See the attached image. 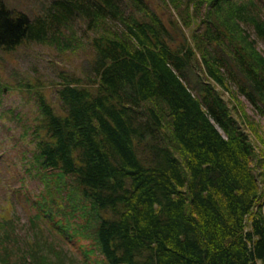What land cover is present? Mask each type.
I'll return each mask as SVG.
<instances>
[{"label": "trees", "instance_id": "16d2710c", "mask_svg": "<svg viewBox=\"0 0 264 264\" xmlns=\"http://www.w3.org/2000/svg\"><path fill=\"white\" fill-rule=\"evenodd\" d=\"M159 1L54 0L33 20L0 3V52L85 56L54 102L14 86L36 107L17 150L36 187L27 226L0 213V264H264V133L245 107L264 120V0Z\"/></svg>", "mask_w": 264, "mask_h": 264}, {"label": "rangeland", "instance_id": "374dc122", "mask_svg": "<svg viewBox=\"0 0 264 264\" xmlns=\"http://www.w3.org/2000/svg\"><path fill=\"white\" fill-rule=\"evenodd\" d=\"M53 1L0 0V3H3L9 10L21 12L33 20L43 16L46 8ZM157 2L160 1L153 0L154 4ZM76 28L84 43H88L91 36L84 34V28L80 25ZM259 49L264 54L263 44L259 43ZM84 58L83 52L61 54L48 46L33 43L23 44L11 53L0 52V76L10 89L2 93L0 91V119L2 121L0 122V172H2L0 175V213L5 209L10 214L18 215L22 225H28V211L23 202L21 190L26 188L32 191L36 184L33 181L21 183L25 175L22 162L17 157V150L23 148L31 153L35 148L24 131L28 136L31 134L30 127H32L37 112L33 100L23 95V92H19L14 86L19 79L30 82L38 80L46 86L45 94L48 101L54 102V88H51L50 83L57 81L60 73L71 77L79 76V66ZM245 107L252 120L260 122L264 133V120L248 104ZM9 115L10 117L13 115L15 121L3 117ZM28 198L29 201H33L34 194H28ZM73 255H76V252Z\"/></svg>", "mask_w": 264, "mask_h": 264}]
</instances>
